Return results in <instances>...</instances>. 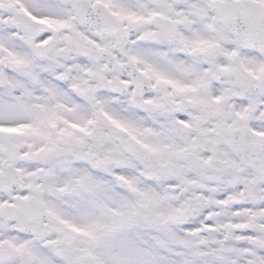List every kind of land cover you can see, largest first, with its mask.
Here are the masks:
<instances>
[{
    "label": "snow or ice",
    "instance_id": "obj_1",
    "mask_svg": "<svg viewBox=\"0 0 264 264\" xmlns=\"http://www.w3.org/2000/svg\"><path fill=\"white\" fill-rule=\"evenodd\" d=\"M0 264H264V0H0Z\"/></svg>",
    "mask_w": 264,
    "mask_h": 264
}]
</instances>
